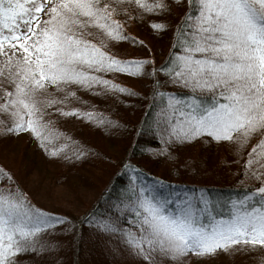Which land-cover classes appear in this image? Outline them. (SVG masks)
Listing matches in <instances>:
<instances>
[{"label": "snow or ice", "instance_id": "1", "mask_svg": "<svg viewBox=\"0 0 264 264\" xmlns=\"http://www.w3.org/2000/svg\"><path fill=\"white\" fill-rule=\"evenodd\" d=\"M171 7L169 0H0V134L30 131L46 155L68 159L63 155L67 143L53 142L57 137L53 119H44L50 115L46 109L104 123L94 113L57 105L67 104L68 97L79 99L72 85L93 93L103 86L100 95L104 89L136 95L104 75L120 72L150 77L151 95L161 99L153 121L164 145L157 155L176 160L171 147L207 133L227 142L235 160L224 163L247 157L238 169L243 188L228 196L205 186L165 183L121 162L131 174L112 211L102 217L89 210L81 222L118 233L128 254L144 264H185L189 252L208 257L264 247V0H188L159 66L152 56L113 54V41L143 46L126 32L129 21L163 15ZM149 23L156 31L169 27L167 21ZM162 84L189 92L179 96ZM253 137L259 139L245 152ZM88 151L77 148L69 155L79 159ZM125 210L128 223L121 227ZM48 229L67 235L75 225L70 217L33 204L15 176L0 166V264H20L17 254L55 248L56 241L40 238ZM257 260L264 264V255Z\"/></svg>", "mask_w": 264, "mask_h": 264}, {"label": "trees", "instance_id": "2", "mask_svg": "<svg viewBox=\"0 0 264 264\" xmlns=\"http://www.w3.org/2000/svg\"><path fill=\"white\" fill-rule=\"evenodd\" d=\"M169 3L172 5L171 12H166L163 15L147 14L142 20L129 21L126 25V32L129 33V26H133L135 37L143 41V45L146 46L148 45L145 39L148 36L153 34L163 36L168 44V50L162 60L157 61L156 56L152 54L151 47H148L149 55L154 57L157 66L168 55L169 49L172 47L176 23L188 9V0H179V5L175 0H169ZM151 20L167 21L169 27L158 32L151 27L149 23ZM146 67L151 68V65ZM104 75L115 83L127 87L118 80V77L122 76L120 72H109ZM160 79L163 81L165 77L160 75ZM142 84L135 88L127 87L137 93L136 95L110 89H104L105 94L100 95L99 91L103 86H97V93H93L72 85V88L76 89V96L79 99L68 97L67 104L57 105V107L65 108L76 107L84 112L94 113L96 120L105 118L104 123H96L94 120H88L82 116H62L57 112H52L51 109H46L50 115H46L44 119H53L52 135L57 137L53 142L57 147L60 143H67L68 147L64 150L63 155H68V159H64L63 156L50 157L46 155L37 145V141L30 131L9 135L0 134V156H3L2 150L7 142L12 141L13 138H20L23 144L25 141L29 142L33 149H36L45 159H53L57 167L51 172L48 182L46 181L47 189L39 193L43 198L48 199L51 195L54 189L51 185L55 187L60 185L71 198L79 202L83 199L86 200L85 209L77 210V212H74L73 209L62 212L45 209L42 204H38L37 200L29 195L28 189L25 188V180L19 176V173L0 161V166L8 169L15 176L20 187L28 194L33 204L50 213L66 215L75 225V229L67 235L59 230L56 232L51 229L44 231L40 238L46 239L49 243L56 241L57 246L39 254L31 251L17 254L16 259L20 264H144L142 260L128 254V250L118 239V233L104 232L90 226L87 221L81 222V218L89 210L93 215L102 217H107L112 211L113 201L128 184L131 174L130 170L126 171L121 168L122 161L131 163L150 174V177L159 178L165 183L205 186L210 191L225 196H228L232 190L239 192L243 188V184L237 183L242 179L238 169L241 168L243 160L247 157L241 156L239 163H224L225 160H235L233 153L228 149L227 142L218 143L207 133L191 142H185L182 146H170L171 151L177 153L176 160H169L166 155L156 154L157 150L164 147L158 138L157 131L153 128V121L161 106V99L151 95L152 81L150 85ZM162 88L175 91L179 96L189 92L188 89L183 88L182 90ZM109 119L118 120L124 126L119 128L111 126L107 122ZM65 136L70 139L65 140ZM257 139L259 137H253L244 151L247 152V149L251 148ZM85 147L91 149L85 156L73 159L69 155L76 152L77 148L84 151ZM7 156L17 161L15 154ZM18 164L23 171L32 169L31 164L27 162L19 161ZM150 177L146 176L145 178ZM244 183L249 182L245 181ZM53 196L56 197L54 194ZM113 215L119 216V213L113 212ZM127 223V211L125 210V217L119 226L122 227ZM60 227L63 225L58 226V228ZM229 251L231 255L228 252L220 251L215 256L208 257H199L189 252L184 260L185 264H191V261L200 264L203 260L220 259L221 256L227 255L228 257L221 258V261L209 262L210 264H224L222 261L229 260L234 254L235 256L231 258L232 261L228 262L229 264H258L257 258L264 255V247L260 246L247 252H237L231 249Z\"/></svg>", "mask_w": 264, "mask_h": 264}, {"label": "rangeland", "instance_id": "3", "mask_svg": "<svg viewBox=\"0 0 264 264\" xmlns=\"http://www.w3.org/2000/svg\"><path fill=\"white\" fill-rule=\"evenodd\" d=\"M128 31L131 35L135 36V28L133 26L130 25ZM145 41L147 42L148 46L133 45L130 41H113L111 48L113 54L118 55L123 59H126L129 57L150 56L148 47H151L150 49L153 52L152 54L156 56L157 61L162 60L165 56L164 54L168 50V44L163 38V36L159 34H153L151 36H148ZM121 74L122 76H117L118 80L127 87L130 86L135 88L139 85H143L142 83H147L150 85L152 81L151 78L146 75L137 76L127 73ZM161 87H167L170 90H182V88H178L177 86L172 84H162ZM57 94L62 95L64 93L61 92ZM1 116H3V114H0V117ZM156 118H158L157 114L154 119ZM165 139H167V137H165ZM4 147V150H2L3 156H0L1 163L7 167L11 166V168L15 169L19 173V176L23 180H25V188L28 189L29 195L35 200H37L38 204H42L45 209H50L52 211L57 212H62L64 210L70 211L72 209L74 212H77V210L85 209V199L79 202L76 199L71 198V196L68 195V193L62 187H60V185H58L57 187L51 185L54 189L52 190L51 195L48 199L43 198L39 194L41 191L44 192L47 189V180L49 179L51 172L54 171V169L57 167L53 162V159H45L36 149H33V146H31L29 142L25 141V144H23V141L20 140V138H13L12 141L7 142ZM7 153L10 156H14L15 154V156L17 157V161H14L13 158L7 156ZM19 161H21V163L27 162L31 164L32 169L23 171L18 166ZM53 194L56 195L55 198ZM233 256L235 255L232 254L231 258ZM226 257L228 256L223 255L220 257V259H224ZM231 258L222 262L224 264H229L230 261H232ZM220 259L216 258L214 260H203L200 264H210L209 262H214L216 260L221 261ZM191 264L196 263L195 261H191Z\"/></svg>", "mask_w": 264, "mask_h": 264}]
</instances>
